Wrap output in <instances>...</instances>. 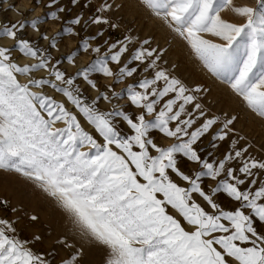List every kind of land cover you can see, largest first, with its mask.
<instances>
[{"label":"snow or ice","instance_id":"6c2138e0","mask_svg":"<svg viewBox=\"0 0 264 264\" xmlns=\"http://www.w3.org/2000/svg\"><path fill=\"white\" fill-rule=\"evenodd\" d=\"M70 2L79 6L81 0ZM141 2L185 42L212 77L264 120V0L258 8L234 0ZM40 3L35 0L27 11L34 12ZM57 5L60 0L46 5L54 21L66 11ZM122 6L104 0L96 9L101 15H94L91 24L117 28L102 13ZM227 9L244 22L223 18ZM41 19L31 21L37 31ZM64 23L50 48H57L61 37L79 35L74 26L82 24V13ZM24 27L0 28V38L16 41L12 48L0 45V171L22 176L54 200L81 238L106 250L105 264H264V156L253 155V144L236 132V115L210 114L202 102L208 89L189 86L174 75L164 59L168 49L152 47L151 38L105 40L108 49L101 55L102 45L92 48L91 41L103 37L104 30L85 36L66 57L68 63L81 51L97 58L69 75L60 60L53 63L48 49L18 35ZM41 38L49 39L47 34ZM14 50L37 63L20 65ZM112 64L122 66L114 72ZM39 71H47L49 78L21 82L20 77ZM93 73L115 78L117 84L140 78L121 92L111 85L100 91ZM78 81L99 95L89 98ZM33 87L50 88L76 111ZM119 99L138 112L118 104L111 110L99 107L101 101ZM157 135L174 142L163 146ZM205 139L213 151L202 147ZM223 145L227 147L217 155ZM185 162L199 170H184ZM207 181L215 186L206 188ZM219 194L230 207L222 206ZM7 204L0 200V206ZM16 232L13 221L0 218V264H51ZM58 243L76 247L67 238ZM83 255V247L77 248L62 264H81Z\"/></svg>","mask_w":264,"mask_h":264},{"label":"rangeland","instance_id":"374dc122","mask_svg":"<svg viewBox=\"0 0 264 264\" xmlns=\"http://www.w3.org/2000/svg\"><path fill=\"white\" fill-rule=\"evenodd\" d=\"M50 0H41L38 7L34 12L29 13L28 8L35 6V0H0V28L4 24H19L25 23L24 29L18 33L22 38L28 39L30 42H35L39 47L48 49L53 57V63L60 60V67L69 75L77 73L80 69L86 68L93 60L97 58V54L89 51H81L75 58L74 63H68L66 57L71 54L75 49L80 47L83 37H91L97 32L104 30V36L99 39L91 41V47L102 45L101 55L107 52L108 45L104 44L107 40L108 44L122 40L126 35L139 37L142 41L145 38L153 40L152 47L159 46L160 48L168 49L165 60L168 61L167 67L172 70L173 74L184 81L189 86L197 84L204 86L208 89L204 93L202 102L206 108L210 110V114L222 115L227 113L229 116L236 115L238 120L235 123L236 132L247 138L249 143L253 144V155L257 158L264 156L261 152L264 146V120L257 117L247 110L243 102L238 98L227 85L221 83L219 80L212 77L197 61L190 49L187 47L179 37L172 33L165 25L164 21L155 17L141 2V0H110L113 5H123L122 7H114L111 12L102 13L110 18V20L117 24V28H112L110 25H94L91 24V18L94 15H101L97 13L96 9L102 6L104 0H90L87 8L83 7L86 0H81L79 6L72 5L70 0H60L59 6H65V13L60 14L61 19L54 21L49 18L47 13L50 9L46 7ZM19 4L16 10H12V6ZM235 5L259 7V0H234ZM54 10V9H53ZM23 13V14H21ZM82 13V24L74 26L75 31L79 35L64 36L58 41L57 48H50V42L57 33L62 32L65 27V21L75 18L78 14ZM223 18L230 22L242 23V18L238 17L231 9H227L222 13ZM38 24L39 31L35 30L31 21L40 19ZM87 22L88 27L84 28L83 25ZM42 34H47L48 40H43ZM211 38V37H208ZM16 41L10 38H0V45L12 48ZM13 58L20 65L35 64L37 61L28 56H24L18 51L13 52ZM128 57L125 56L122 64L127 61ZM113 71H118L122 65H110ZM32 78H49L47 71H39L31 74ZM149 77L151 73H147ZM26 77V78H25ZM28 75L20 77L24 80L21 82L27 83ZM92 78L96 80L100 91H105L106 86L111 85L115 91L121 92L126 89L129 84H133L139 79V75L135 78H128L123 82L117 84L115 78H105L99 73H93ZM80 83L84 94L89 98H95L99 92L93 90L83 81ZM32 91L37 93H46L52 95L60 102H64L69 110L76 111L65 97L55 93L50 88H35ZM36 89V90H35ZM50 93V94H49ZM111 95V93H109ZM126 96V93H124ZM114 104L124 107L126 110L136 113L138 110L134 106H129L126 99L114 100L112 104L101 101L99 107L101 110H111ZM79 115V114H78ZM83 122V119H82ZM58 126H62L59 125ZM123 127V126H122ZM127 131V129H125ZM156 142L167 146L174 141L163 137L162 135L156 136ZM202 147L205 151H213L209 146V140L205 139ZM227 145L221 146L217 155L224 152ZM184 170L191 172L199 170L198 165L185 162ZM215 182L207 181V187H214ZM0 200L8 201L7 206H0V218L8 219L14 222L17 230L16 235L22 241H28V246L39 254H42L48 259L51 264H62V262L69 258L70 255L83 247L84 255L81 259V264H105L106 250L98 246L90 244L87 240L81 238L79 233L74 229L68 216L57 207L54 200L42 192L38 186L33 182L23 178L15 173H8L0 171ZM219 200L224 207H230L224 194H219ZM12 209H16L15 212ZM35 215L38 217L36 221H32L30 217ZM39 236L40 239L35 238ZM61 238L73 243L76 247L67 249L60 245L58 241Z\"/></svg>","mask_w":264,"mask_h":264},{"label":"bare ground","instance_id":"6f19581e","mask_svg":"<svg viewBox=\"0 0 264 264\" xmlns=\"http://www.w3.org/2000/svg\"><path fill=\"white\" fill-rule=\"evenodd\" d=\"M18 62H19V63H21L22 61H21V60H19ZM32 77H33L32 75H28V77H27V78L29 79V78H32ZM25 78H26V77H25ZM20 79H21V78H20ZM21 80L23 81L24 79L22 78ZM32 90H34V89H32ZM35 90H36V89H35ZM49 94H50V93H49Z\"/></svg>","mask_w":264,"mask_h":264},{"label":"clouds","instance_id":"9594fccd","mask_svg":"<svg viewBox=\"0 0 264 264\" xmlns=\"http://www.w3.org/2000/svg\"><path fill=\"white\" fill-rule=\"evenodd\" d=\"M29 4H30V0H29Z\"/></svg>","mask_w":264,"mask_h":264}]
</instances>
